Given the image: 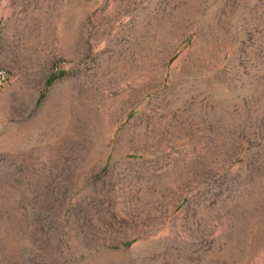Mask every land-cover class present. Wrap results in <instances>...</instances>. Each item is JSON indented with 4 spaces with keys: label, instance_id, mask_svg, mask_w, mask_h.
I'll use <instances>...</instances> for the list:
<instances>
[{
    "label": "rangeland",
    "instance_id": "rangeland-1",
    "mask_svg": "<svg viewBox=\"0 0 264 264\" xmlns=\"http://www.w3.org/2000/svg\"><path fill=\"white\" fill-rule=\"evenodd\" d=\"M0 264H264V0H0Z\"/></svg>",
    "mask_w": 264,
    "mask_h": 264
}]
</instances>
